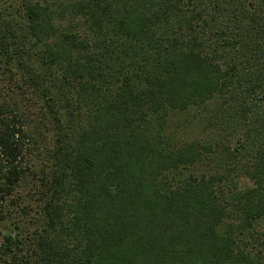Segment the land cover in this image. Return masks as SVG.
<instances>
[{
	"label": "trees",
	"instance_id": "1",
	"mask_svg": "<svg viewBox=\"0 0 264 264\" xmlns=\"http://www.w3.org/2000/svg\"><path fill=\"white\" fill-rule=\"evenodd\" d=\"M1 229L0 264H264V0H0Z\"/></svg>",
	"mask_w": 264,
	"mask_h": 264
},
{
	"label": "rangeland",
	"instance_id": "2",
	"mask_svg": "<svg viewBox=\"0 0 264 264\" xmlns=\"http://www.w3.org/2000/svg\"><path fill=\"white\" fill-rule=\"evenodd\" d=\"M3 212H5L4 209H3ZM4 214H6V213H4ZM8 216L12 217L11 220L19 219V217H20L18 214H15V213H13V212H11V214L8 215ZM8 219H9V218H8ZM1 228H2V227H1ZM0 232H2V234H5V231H4V233H3L2 229L0 230ZM26 248H27V245H25V247H24V252H25Z\"/></svg>",
	"mask_w": 264,
	"mask_h": 264
}]
</instances>
